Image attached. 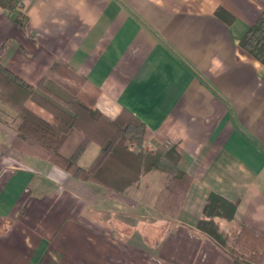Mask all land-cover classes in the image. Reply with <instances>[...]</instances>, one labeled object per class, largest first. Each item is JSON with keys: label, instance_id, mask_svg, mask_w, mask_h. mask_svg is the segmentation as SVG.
<instances>
[{"label": "crops", "instance_id": "0c3cea01", "mask_svg": "<svg viewBox=\"0 0 264 264\" xmlns=\"http://www.w3.org/2000/svg\"><path fill=\"white\" fill-rule=\"evenodd\" d=\"M262 12L264 0H23L13 13L0 8L4 68L36 88L56 62L68 65L98 90L101 114L143 124L144 144L174 147L192 180L180 212L157 218L158 173L140 180L143 193L149 188L142 197L129 196L73 178L37 153L0 154V264H237L196 224L212 192L236 204L233 222L216 219L223 231L242 225L264 238V65L239 46ZM11 113L0 101V114ZM98 151L88 145L79 166Z\"/></svg>", "mask_w": 264, "mask_h": 264}, {"label": "trees", "instance_id": "16d2710c", "mask_svg": "<svg viewBox=\"0 0 264 264\" xmlns=\"http://www.w3.org/2000/svg\"><path fill=\"white\" fill-rule=\"evenodd\" d=\"M23 0H0V8L13 13L22 6ZM15 21L24 26L25 17L17 14ZM240 48L264 65V12L243 35ZM66 75L82 80L95 93L86 103L80 102L79 94L68 87L58 89L49 78ZM63 76V74H62ZM63 91L74 99L65 101ZM98 90L90 88L86 79L68 65L56 62L41 79L36 88L14 76L0 64V101L14 113V129L21 141L41 149V156L50 164L65 171L71 177L104 187L107 191L133 196L147 193L141 179L158 173L163 189L156 192L154 208L165 215L176 216L191 187V177L179 169V155L174 147L165 151H142L145 126L130 122L123 126L112 121L96 109ZM46 110L61 121L66 132L41 118L27 103ZM97 144L98 154L88 168H81L79 159L88 145ZM135 146L133 150L130 146ZM140 185V186H139ZM236 204L216 193H209L202 208V217L196 229L222 246L237 264H264V238L248 228L238 225L230 233L223 231L216 219L233 222Z\"/></svg>", "mask_w": 264, "mask_h": 264}, {"label": "rangeland", "instance_id": "374dc122", "mask_svg": "<svg viewBox=\"0 0 264 264\" xmlns=\"http://www.w3.org/2000/svg\"><path fill=\"white\" fill-rule=\"evenodd\" d=\"M66 71L63 70L61 71V75H56L53 76L51 78H49L46 81L52 82L53 86H57V88L60 90L62 88L68 87V89L71 91V89L76 93V95L79 94V101L82 103H86L89 102L92 97L95 95V93L93 91H91L87 86L86 83H84L82 80L73 78V80H71V78H69L68 75H66ZM63 74V76H62ZM69 92L63 91V93L60 91V93L63 95V98L65 101H70L73 100L74 97L73 95ZM29 108H37L38 111H40L41 113H43L45 116H48V118L54 122H58L60 123V126L65 127L61 121H59L58 119H56L52 113L43 110L41 108H38L36 105L32 104L31 102L28 103ZM15 114L11 113V116L9 117V119L7 118V116L1 115L0 117L2 120L6 121L7 118V122H2L0 123V134L1 136L6 140V144L0 145V154L2 155H7L9 157H13V158H17L18 156H20L22 151L28 152V153H34V154H42V151L40 148H38L37 146H33L31 144H28L27 142L21 141L19 139V137H17V133L14 129L15 125H14V120H15ZM40 116V115H39ZM41 118H43L44 116H40ZM66 128V127H65ZM65 130V129H64ZM4 140L2 138H0V144L3 142ZM133 150L135 149V146L133 147L132 145L130 146ZM161 151H165L166 149H159ZM142 151L146 152V151H154L151 149V147L147 146L144 144H142ZM158 212V211H157ZM165 214L158 212V214L156 215L157 218L159 217H163ZM120 216H122V214H120ZM119 215H115L114 219L115 220H119ZM121 221V220H120ZM122 222V221H121ZM5 225V226H4ZM6 227V223L4 221L0 220V232L4 230V228Z\"/></svg>", "mask_w": 264, "mask_h": 264}]
</instances>
